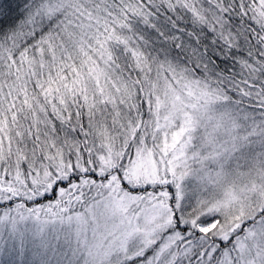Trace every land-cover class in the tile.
<instances>
[{
    "label": "snow or ice",
    "instance_id": "1",
    "mask_svg": "<svg viewBox=\"0 0 264 264\" xmlns=\"http://www.w3.org/2000/svg\"><path fill=\"white\" fill-rule=\"evenodd\" d=\"M0 264H264V0H0Z\"/></svg>",
    "mask_w": 264,
    "mask_h": 264
}]
</instances>
